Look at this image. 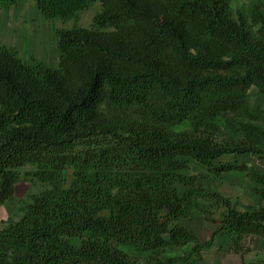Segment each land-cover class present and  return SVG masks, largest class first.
<instances>
[{"label":"trees","instance_id":"trees-1","mask_svg":"<svg viewBox=\"0 0 264 264\" xmlns=\"http://www.w3.org/2000/svg\"><path fill=\"white\" fill-rule=\"evenodd\" d=\"M34 1L64 21L101 9L56 31L57 66L0 39V204L25 177L47 187L0 227V264H138L120 246L198 245L182 221L206 202L225 209L217 233L264 238V204L239 210L184 173L193 159L264 186V172L224 159L264 158V109L249 101L252 87L264 95V16L251 24L231 0ZM222 116L241 136L225 137Z\"/></svg>","mask_w":264,"mask_h":264},{"label":"rangeland","instance_id":"rangeland-1","mask_svg":"<svg viewBox=\"0 0 264 264\" xmlns=\"http://www.w3.org/2000/svg\"><path fill=\"white\" fill-rule=\"evenodd\" d=\"M234 13L241 12L253 24V17L260 13L264 16V0H231ZM101 9L96 3L82 11L75 19L64 21L57 18H47L39 10L34 0H21L8 9L0 10V39L18 50L23 58L36 57L46 64L57 66L60 60V50L56 43V31L61 28L75 26L89 27L94 17ZM252 32L256 33L257 26L251 25ZM251 106L264 109V95L256 87L249 91ZM229 115V114H228ZM137 118L136 110L132 112ZM225 137L237 139L240 134H234L226 125L224 117L220 118ZM264 129V122H256ZM180 131L189 129V125L178 127ZM225 160L240 161L256 167L264 172V158L252 154H235L225 157ZM31 167L23 169V175L31 171ZM198 177L203 186L210 192H219L231 199L239 210L264 204L255 193L256 188H263L261 184L254 183L245 172L233 170L215 175L210 173L203 164L190 160L189 168L184 171ZM47 187L34 179L25 177L17 186L15 197L11 201L0 204V227H6L12 222L20 220L23 209L32 198L42 193ZM186 187L180 186V190ZM203 210L194 213L182 222L200 242L186 246L171 244L165 249L152 253L140 252L132 246L122 245L124 250L138 264H264V238L248 237L238 241L227 234L217 233L225 209H217L211 202L202 204Z\"/></svg>","mask_w":264,"mask_h":264}]
</instances>
